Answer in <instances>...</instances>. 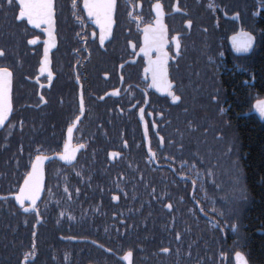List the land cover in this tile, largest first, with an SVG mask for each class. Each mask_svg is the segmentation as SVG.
<instances>
[{
	"label": "flooded vegetation",
	"instance_id": "obj_1",
	"mask_svg": "<svg viewBox=\"0 0 264 264\" xmlns=\"http://www.w3.org/2000/svg\"><path fill=\"white\" fill-rule=\"evenodd\" d=\"M19 2L0 0V67L13 71L0 126V264H125L128 251L133 264L137 254L158 263L173 232L188 231L221 232L231 249L243 244L224 264L237 254L252 264L264 227L250 209L245 134L264 132L261 0H116L110 27L84 0L75 10L54 0L51 26L21 20ZM242 34L254 37L247 51L237 50ZM34 168L38 214L16 199ZM238 230L242 241L227 239Z\"/></svg>",
	"mask_w": 264,
	"mask_h": 264
},
{
	"label": "trees",
	"instance_id": "obj_2",
	"mask_svg": "<svg viewBox=\"0 0 264 264\" xmlns=\"http://www.w3.org/2000/svg\"><path fill=\"white\" fill-rule=\"evenodd\" d=\"M245 142L249 147L250 163L252 180L255 183L250 184L251 205L250 209H253L255 213H252L256 227H264V183L260 184V177H264V132L250 130L245 134ZM258 183V184H256ZM256 184V185H255ZM255 232V231H254ZM172 233V232H169ZM176 236L175 241H168L166 246L171 249L172 254L169 257H158V263L152 262V258L148 262L144 261L139 263L141 254H137L138 264H224L223 255L231 256L228 251L230 248L223 239L221 232H216V235L212 237L208 232L202 231V235L193 231L185 233L173 232ZM244 233L242 230L228 231L226 233L228 240L244 239ZM253 233V232H252ZM256 235V232H255ZM179 237V238H177ZM256 243L251 248L249 256L252 264H264V237H256ZM197 240L202 241L201 244L197 243ZM211 241H216V247L210 244ZM232 253L237 251L243 252V244L231 246ZM225 251H221V250ZM205 250V252H204ZM211 250H215L212 251ZM202 257V258H200ZM201 259V263L198 261ZM233 264V262L229 263Z\"/></svg>",
	"mask_w": 264,
	"mask_h": 264
},
{
	"label": "snow or ice",
	"instance_id": "obj_3",
	"mask_svg": "<svg viewBox=\"0 0 264 264\" xmlns=\"http://www.w3.org/2000/svg\"><path fill=\"white\" fill-rule=\"evenodd\" d=\"M6 3L9 7H11L14 3V0H6ZM262 5H264V0H261ZM211 7V5H209ZM77 7L75 0L73 2V9L75 10ZM84 7L88 9V14L90 16H96L97 20L99 22V18L101 16L105 17L109 23V27L112 21V14L116 8V0H103V3L98 2H90V0H84ZM157 10L162 9V5L157 3L156 4ZM18 14L19 18L23 20L25 17H27L28 22L35 23L37 20L43 23H47L50 26L54 24V17H55V7H54V0H20L18 5ZM176 11L180 12L181 8L179 4L176 6ZM258 14V13H257ZM135 18V17H134ZM36 26L39 27V23H36ZM187 27H192V21L188 20ZM103 29V25H102ZM49 35H52V32H49ZM244 36V39L241 41L239 47L237 50H243L247 51L254 40V37L248 35V34H242ZM104 35L100 36V43H104ZM235 41V38H234ZM36 40H31L29 43L35 44ZM180 39L179 37L176 38V49L177 52H179L180 49ZM5 52L3 50H0V57H4ZM45 66L49 64L48 60V49L45 48ZM41 73L45 71V67H42L40 69ZM157 71H161V69H157ZM52 73L51 71H48V77L51 78ZM12 83H13V71L9 69V67H0V126L4 125L6 117L11 113L12 111V102H11V91H12ZM118 94V92L116 93ZM173 101H179L180 97L178 95H175V93H172ZM41 99L43 100V96H41ZM44 103H47L45 100ZM83 108V96L81 94V109ZM258 108H260L261 113L264 114V105H258ZM22 127V122H21ZM73 128H68V136L71 138L72 136ZM162 139V138H161ZM79 147H84V145H80ZM112 155L115 157L117 153H112ZM44 159V157L38 155L36 157L37 165L39 162ZM62 159H67V157H62ZM35 174V168L33 170V174H30L28 176V179L24 182V189L21 190V194L16 197V199L20 202L21 206L23 207L24 201L31 200L33 208L31 210L37 211L35 209L36 205V195L31 191V182L34 179ZM0 199H5L3 197H0ZM116 199H119V197H116ZM167 207L171 209L172 205L168 204ZM25 212L30 211L29 208H24ZM38 214V211H37ZM235 230V229H233ZM179 238V237H177ZM32 247L34 248L35 245L33 244ZM164 252H168V248L163 249ZM28 255H31L29 253ZM132 257L133 252L128 251L126 255L123 256V260L127 261L128 264H132ZM237 259L240 261V264H246L243 257H241L239 254H237ZM25 264H27V256L25 257Z\"/></svg>",
	"mask_w": 264,
	"mask_h": 264
},
{
	"label": "water",
	"instance_id": "obj_4",
	"mask_svg": "<svg viewBox=\"0 0 264 264\" xmlns=\"http://www.w3.org/2000/svg\"><path fill=\"white\" fill-rule=\"evenodd\" d=\"M261 105H263V104H261ZM257 110H258V105H257ZM163 254H168V252L166 253V252H162ZM241 257H243V259H244V261L246 262V264H249L248 263V261H247V259L242 255V254H239ZM122 261L125 263V264H128V262L127 261H125V260H123V258H122ZM132 264H133V257H132ZM235 264H240V261L237 259V255H236V257H235Z\"/></svg>",
	"mask_w": 264,
	"mask_h": 264
}]
</instances>
